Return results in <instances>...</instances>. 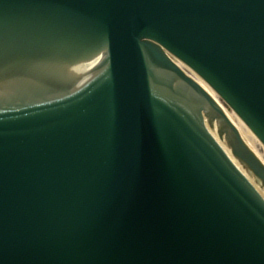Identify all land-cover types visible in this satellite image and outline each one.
<instances>
[{
  "label": "water",
  "instance_id": "obj_1",
  "mask_svg": "<svg viewBox=\"0 0 264 264\" xmlns=\"http://www.w3.org/2000/svg\"><path fill=\"white\" fill-rule=\"evenodd\" d=\"M161 46L264 144V0H0V264H264L212 123L264 163Z\"/></svg>",
  "mask_w": 264,
  "mask_h": 264
},
{
  "label": "bare ground",
  "instance_id": "obj_2",
  "mask_svg": "<svg viewBox=\"0 0 264 264\" xmlns=\"http://www.w3.org/2000/svg\"><path fill=\"white\" fill-rule=\"evenodd\" d=\"M201 84L210 91V89L204 85L202 82ZM211 92V91H210ZM212 93V92H211ZM229 118L235 123V125L237 126V128L239 129L242 137L245 139V141L248 143V145L257 153V155L261 158V160L264 162V152L261 154L260 152H258L256 150L257 147H255V138L253 137V135L251 134V132L245 128V126L242 124V122L240 120H238L234 115H232L231 113H229L228 111H226ZM224 145V144H223ZM259 150V149H258Z\"/></svg>",
  "mask_w": 264,
  "mask_h": 264
},
{
  "label": "rangeland",
  "instance_id": "obj_3",
  "mask_svg": "<svg viewBox=\"0 0 264 264\" xmlns=\"http://www.w3.org/2000/svg\"><path fill=\"white\" fill-rule=\"evenodd\" d=\"M259 147H261V146H257V149H259V151H262V149H260ZM263 148V147H262ZM264 149V148H263Z\"/></svg>",
  "mask_w": 264,
  "mask_h": 264
}]
</instances>
